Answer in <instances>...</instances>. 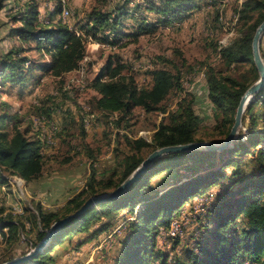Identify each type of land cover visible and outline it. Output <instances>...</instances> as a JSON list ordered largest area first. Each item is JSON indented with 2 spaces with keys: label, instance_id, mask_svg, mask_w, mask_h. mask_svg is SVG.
<instances>
[{
  "label": "trees",
  "instance_id": "16d2710c",
  "mask_svg": "<svg viewBox=\"0 0 264 264\" xmlns=\"http://www.w3.org/2000/svg\"><path fill=\"white\" fill-rule=\"evenodd\" d=\"M196 1L148 0V5L161 16V22L169 23L173 20L181 21V13L193 8ZM2 8L0 3V9ZM119 13L121 14V9ZM51 14V22L43 23L36 2L30 0L14 17L20 25L11 27L9 35L18 38L21 43L33 42L34 48L43 51L48 58L33 64L23 53L25 51L22 45L1 53V86L12 88L18 85L25 92L24 81L34 71L60 77L79 69L85 58V42L88 38L98 44H107L108 48H115L122 43V35H141L157 27V24L148 23L142 18L135 25V32L123 33L118 29L117 19L114 23H109L110 13L94 9L87 22L80 26V32L63 21L53 23L55 13ZM238 19L242 22L241 37L221 49V61L228 68L248 63L254 75L252 79L245 76L234 77L225 75L214 67H207V98L217 112L213 134L216 132L220 136L218 139L214 138L216 140H208L211 142H220L228 135L242 94L259 77L253 61L252 37L257 26L264 20V0L243 1L238 10ZM107 26H111L108 31L105 29ZM260 54L264 61L261 41ZM125 69L126 65L118 54L113 53L106 58L90 83L98 94L94 100L95 106L103 114L119 113L123 119L130 115L134 107H140L145 112L157 110L165 113L166 108L160 106V103L179 85V77L164 68L151 69L150 86L140 87L131 76L125 77ZM192 102L191 94H186L176 103L175 109L162 117L152 136V143L142 138L127 141L135 152L124 157L123 170L117 182L108 179L103 185L105 190L98 192L95 186L97 172L91 168L84 188L64 203V214L60 215L56 210L44 211L39 206L32 215L38 230L34 240L29 243V249L36 247L54 222L81 209L89 198L104 195L109 188L115 189L153 150L204 141L195 135L200 118L194 112ZM260 105L263 112L254 113V108ZM16 116L17 113H0V184L6 181V172L27 183L42 176V143L39 138L28 137L26 130H20ZM12 119L14 123L7 124ZM144 147L150 149L145 157L137 154ZM247 149L253 150L252 161L257 164L258 171L243 176L241 155L238 153ZM230 166L234 167L232 179L222 194L215 201L203 202L198 211L200 213L195 218L199 227L206 229L207 236L195 242L194 247L181 252L172 264H237L245 260L264 264V86L246 107L238 135L229 146L219 150L172 152L156 157L120 195L99 200L72 216L53 233L41 250L16 264H57L52 252L66 237L87 231L89 234L86 238L79 237L76 241L74 247L77 248L97 235L109 234L112 220L123 209L134 214V219L126 223L124 237L117 241L118 254L111 264H153V258L157 259L159 252L156 249L158 228H167L188 199L199 195L202 187L221 179L225 174L224 169ZM167 171L172 172L171 175L164 176L156 184L152 182L155 176ZM98 181H102V177ZM2 213L3 208L0 209V234L5 235L2 229L7 228L11 235H6L4 239L9 236L19 238L25 231L26 221L19 220L20 215L3 216ZM239 217L245 225L241 229H238L236 223ZM102 218L107 220L100 221L95 229L90 230L91 224ZM30 230L29 227L28 231ZM167 238L172 239L173 246L180 241L179 235ZM167 258L168 254H163L160 264H167ZM11 259L13 258L1 262Z\"/></svg>",
  "mask_w": 264,
  "mask_h": 264
},
{
  "label": "rangeland",
  "instance_id": "374dc122",
  "mask_svg": "<svg viewBox=\"0 0 264 264\" xmlns=\"http://www.w3.org/2000/svg\"><path fill=\"white\" fill-rule=\"evenodd\" d=\"M27 1L30 0H0L3 6L0 9V54L22 45L25 51L23 53L31 63L36 64L48 56L34 48L33 42L21 43L18 38L9 35L11 27L20 25L14 17ZM33 1L37 4L43 23L51 22V13H55L53 23L63 21L77 31L87 22L94 9L110 13L109 23L112 24L117 19L118 29L123 33L135 32V25L142 18L148 23L157 24V27L141 35L124 34L122 43L115 48H108L107 44L103 47L88 38L85 42V58L79 69L64 73L60 77L34 71L24 81L25 92L18 85L12 88L0 85V113H17L20 130H26L31 139L39 138L43 146V171L38 180L26 185L25 181L20 183L6 172V181L0 186L2 215H20L19 220L26 221L25 231H21L19 238L9 236L4 239L11 232L7 228L2 229L5 235L0 234V263L32 249H29V243L34 240L38 230L35 218L32 217L35 210L40 206L44 211L56 210L60 215L64 214V203L74 196L72 192L80 187L83 189L91 168L97 172L95 186L98 192L105 190L103 185L108 179L117 182L123 170L124 157L135 152L127 141L142 138L152 143V136L162 117L175 109L176 103L186 94H191L193 110L200 118L196 137L204 141L218 139L220 136L216 132L213 134L217 112L207 98V67H214L221 73L234 77L245 76L252 79L254 75L250 64H236L228 68L220 57L222 48L241 37L242 22L238 19V10L245 0H197L193 8L181 13V21L173 20L169 23L160 21L161 16L149 8L148 0H129L127 3V0H66L69 15L64 20L61 18L62 7L59 0ZM108 28L111 29V26H107L106 31ZM261 43L264 47V35ZM113 53L118 54L125 63V77L131 76L140 87L150 86L151 69L164 68L179 77V85L160 103V106L166 108L165 113L157 110L145 112L140 107H134L130 115L123 119L119 113L103 114L95 106L94 100L98 94L90 83L106 58ZM262 110L261 105L257 106L254 113L260 114ZM11 123H14V119L7 122ZM53 125L57 129L53 144L49 145L47 135ZM8 131L10 132L9 127ZM148 152L150 149L144 147L137 154L145 157ZM238 154L241 155L240 167L243 176L258 171L257 164L252 161L253 150L247 149ZM233 170L234 167L231 166L225 168L221 179L202 187L199 195L187 200L167 228H158L156 249L159 252L158 258H153V264H160L163 254H168L167 264L175 263L181 252L188 247H194L195 242L207 236L206 229L199 227L195 218L200 213L198 211L203 202L215 201L222 194L232 179ZM69 172L75 173L76 182L74 180V184H70L73 188L69 187L67 180L65 182ZM170 173L172 172L167 171L158 174L152 182L156 184ZM101 177L102 181L99 182ZM110 191L112 188L107 189V192ZM132 219L134 214L128 209L120 210L111 219V233L122 223L121 228L110 235V238H107L109 234L97 235L77 248L74 245L78 238H86L89 233L82 231L66 237L52 252L55 263L111 264L119 251L117 241L124 237V227ZM106 220L107 218H102L94 221L89 227L90 230L95 229L100 221ZM236 223L238 229L245 226L240 217ZM176 235H179L180 241L173 246L174 242L167 237ZM237 264L254 263L245 260Z\"/></svg>",
  "mask_w": 264,
  "mask_h": 264
},
{
  "label": "water",
  "instance_id": "95a60500",
  "mask_svg": "<svg viewBox=\"0 0 264 264\" xmlns=\"http://www.w3.org/2000/svg\"><path fill=\"white\" fill-rule=\"evenodd\" d=\"M264 34V20L257 26L254 35L252 37V55L253 61L258 71L259 77L258 79L252 83L242 94L238 106L235 111L234 121L229 130L228 135L220 142H211V141H197V142H189L184 144L177 145H169L157 148L153 150L149 155L138 165V167L128 176L126 177L115 189L112 191L100 195L89 198L86 203L76 211L75 213L68 215L56 222H54L47 234L43 237V239L36 245V247L32 248L25 255L15 257L9 261L2 262L0 264H16L24 261L35 255L39 250H41L49 241L51 236L55 231L59 229L61 225H63L67 220H69L72 216L78 214L85 209H88L91 205L96 203L99 200H103L106 198H114L120 195L143 171L144 169L151 163L153 159L156 157L172 152H187L193 150H219L222 148H226L229 146L233 140L237 137L238 131L242 125L243 113L248 106V104L253 100L254 95L264 86V61L260 54V41L261 37Z\"/></svg>",
  "mask_w": 264,
  "mask_h": 264
},
{
  "label": "built area",
  "instance_id": "2783aa9c",
  "mask_svg": "<svg viewBox=\"0 0 264 264\" xmlns=\"http://www.w3.org/2000/svg\"><path fill=\"white\" fill-rule=\"evenodd\" d=\"M59 2H60V4H61V7H62V10H61V18H63V20L65 19V18H67L68 17V15H69V8L67 7V2H66V0H59ZM103 47H105V44H101ZM107 47H109L108 45H106ZM57 129V127L56 126H51V131H50V133L47 135V137H48V140H47V142H48V144L49 145H52L53 144V137H54V134H55V130ZM12 177H13V179H16V180H18V181H20V183H24V180L22 179V178H20V177H18V176H15V175H12ZM122 224V223H121ZM121 224H119L118 226H117V228L116 229H114L115 231H113L112 233L110 232L109 233V235L107 236V238H110V235L112 236L115 232H116V230L117 229H120L121 228ZM176 227H177V225H176ZM172 234H174V232H171Z\"/></svg>",
  "mask_w": 264,
  "mask_h": 264
},
{
  "label": "crops",
  "instance_id": "0c3cea01",
  "mask_svg": "<svg viewBox=\"0 0 264 264\" xmlns=\"http://www.w3.org/2000/svg\"><path fill=\"white\" fill-rule=\"evenodd\" d=\"M41 18V17H40ZM4 88H6V87H4ZM19 112V111H18ZM66 180L68 181V185H70V184H72L73 182H74V180H75V173L74 172H72V173H70L69 172V174L66 176V178H65V182H66ZM26 182V181H25ZM32 182V181H31ZM64 182V183H65ZM75 182H76V180H75ZM29 183V182H28ZM26 185H27V182L25 183ZM74 184V183H73ZM0 186H1V184H0ZM70 188H73V185H70L69 186ZM68 187V188H69ZM84 188V187H83ZM82 190V187H80V188H78L77 190H75L74 192H72L73 190H71V194L73 195H75L76 193H78L79 191H81ZM6 196H9V193H6ZM13 196L16 198V196L14 195V193H13ZM68 200V199H67ZM66 200V201H67ZM12 201V200H11ZM18 202V201H17ZM19 204V203H18ZM89 244V243H88Z\"/></svg>",
  "mask_w": 264,
  "mask_h": 264
}]
</instances>
